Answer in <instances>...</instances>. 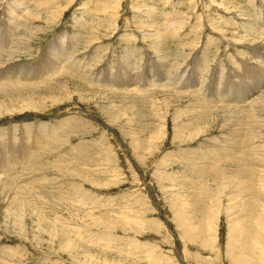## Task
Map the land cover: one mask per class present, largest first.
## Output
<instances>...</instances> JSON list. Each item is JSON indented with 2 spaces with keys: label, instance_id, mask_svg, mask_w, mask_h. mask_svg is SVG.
I'll use <instances>...</instances> for the list:
<instances>
[{
  "label": "rangeland",
  "instance_id": "rangeland-1",
  "mask_svg": "<svg viewBox=\"0 0 264 264\" xmlns=\"http://www.w3.org/2000/svg\"><path fill=\"white\" fill-rule=\"evenodd\" d=\"M12 4L5 68L30 74L0 87V139L57 132L25 196L38 226L10 223L0 183V264H264V0H0V20ZM74 40L80 69L39 82L46 48ZM217 90L236 100L200 103Z\"/></svg>",
  "mask_w": 264,
  "mask_h": 264
},
{
  "label": "bare ground",
  "instance_id": "bare-ground-1",
  "mask_svg": "<svg viewBox=\"0 0 264 264\" xmlns=\"http://www.w3.org/2000/svg\"><path fill=\"white\" fill-rule=\"evenodd\" d=\"M14 4H15V2H14ZM16 6L17 5H13V4L10 5L9 6L10 11L5 12L7 14L5 15V18L3 17L4 20H0V38H5V37L8 38L7 47L4 50L0 51V69L2 71V72L0 71V87L12 85V84H17L21 80V77L23 75L27 74L26 72L29 71L28 68H23V67L19 68V70H13L14 67H10L8 69L5 68L6 67V62H5L6 59L5 58L8 56V61L15 59L13 57L16 56L17 54H20L19 49H21V48H19V47L21 45H23V44H21L22 39H20L19 41L14 39V37H16L15 32L19 28V26H17V24H16L17 18L21 17L20 11L23 10V9H21L22 8L21 4L20 5L18 4L17 7ZM15 44L18 46V48L14 47ZM75 45H76V40H74L73 43H71V45H68L67 47L61 48V49H51L50 46H48L45 50L46 51L45 53H47L48 55L43 54L41 56L43 62H42V68H39V71L37 72L38 75L40 76L39 78H37V80L40 79L41 81H49L54 76L60 75L62 73V71L64 70V67L62 65L64 63H67V62L69 63L70 61H72V62L74 61L73 63H75L74 64L75 68L80 69V66L77 67V65H79V64L76 63V61L74 59H72V57H73L72 53L75 50ZM55 46L57 47L58 44H56ZM22 53H24V52H22ZM4 55H7V56H4ZM71 55H72V57H71ZM262 63H263V66L261 64L260 65L261 68L264 67V59H263ZM31 73H35V71H31ZM28 74H30V71L28 72ZM117 78H118V76H117ZM165 79H167V78H164V80ZM40 80H38V81L40 82ZM92 81H94L98 84V74H95L94 79H92ZM114 81L119 82V83L123 82V84L120 86H122L123 89H126V91L127 90L131 91V90H134V88L139 89L140 87H142L141 86L142 79H139V78L133 79L129 76H124L123 78L118 79V80H113V81L111 80V83L113 84ZM165 81H167V80H165ZM4 82H6V83L3 84ZM145 82H146V84H145L146 87H151V86H154V84H155L154 80H149V81L145 80ZM260 85L264 86V82ZM190 87H191V85L188 82L185 85V88H190ZM250 88H251V94L245 99L244 103L249 104V106H256V104L260 101L251 100V99L256 98L254 96L259 94L260 91L262 90V88L261 89H255L254 86H252ZM227 96L228 95H222V93L219 90L212 91L209 94L205 95L204 96L205 98L203 100H201L200 103L205 104L208 101H216L217 102V100H220V103L225 102V103L229 104V103H232L233 101L236 100V95H234V94H233V96L228 97V98L233 97L232 99H228ZM258 97H261V96H258ZM233 104L237 105L236 103H233ZM259 104H262V103H259ZM42 129L43 130H41V131L38 130V134H36V135L34 134L33 135L34 137H32V134L30 135L29 131L26 130L24 137H21V139H19L20 140L19 143H16L15 138L10 137V134H8L7 137L3 138V140L0 139V183L7 187L6 189L9 190V197L12 200L11 206H12V208H14L13 210L15 211L14 217H13V214L10 213L11 217H13L15 219V220H13V219L10 220L11 221L10 223H12V224H14V223L16 224L15 221L20 223L23 218H20L19 216L24 214V215H26V217H25L26 219L33 216L35 218V221H33V223L38 226L39 225V217L40 218L42 217V212L40 210V209H42L40 207L41 202L38 203L32 199L28 200V198L25 197V196L34 195V190L36 189L37 184L39 183V182H35L37 179H38L37 181H41V180L43 181L44 187H45V184L48 180V176L46 177L47 173L44 172L43 170H41L40 168L45 167V165H46L45 163L48 162L50 160V158L48 159V158L42 157V159L38 160V162H36L35 159H38V157L42 154L41 153L42 151H43V155L45 154L44 150H46L50 146V142L56 136V134L54 132H57V131H55V130L49 131V130L44 129V128H42ZM12 132H13V130H12ZM11 136H12V134H11ZM30 139L32 141H30ZM37 141H39L41 143H38ZM52 147H53V144H52ZM49 153H51V152H49ZM49 156H50V154H49ZM37 163L40 166L37 165L38 166L37 167L35 165ZM60 164H61V162H60ZM33 165H35V167H32ZM46 167H48V166L46 165ZM37 169H40L42 172L40 170H37ZM22 170H26V172H28L27 178L23 181H19V179L17 177L19 176V173H22ZM4 182H5V184H4ZM13 182H18V183L19 182H25V185H23L22 187H19V192H16V191H14V189L18 188V185L14 184ZM8 187H10V188H8ZM2 189H5V188L0 186V196H3ZM20 189H22L23 191L22 190L20 191ZM22 195H24V196H22ZM33 208L39 209L40 211H35V209L33 210ZM9 219L7 217V220H9ZM54 226H55V224H52L51 228H53Z\"/></svg>",
  "mask_w": 264,
  "mask_h": 264
}]
</instances>
